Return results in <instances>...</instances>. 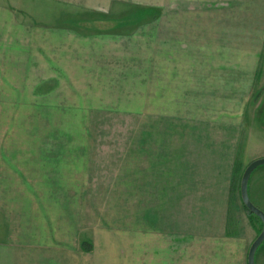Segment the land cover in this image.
I'll return each mask as SVG.
<instances>
[{
  "label": "rangeland",
  "instance_id": "obj_1",
  "mask_svg": "<svg viewBox=\"0 0 264 264\" xmlns=\"http://www.w3.org/2000/svg\"><path fill=\"white\" fill-rule=\"evenodd\" d=\"M134 2L96 16L101 38L54 69L46 40L27 41L25 52L8 40L0 177L16 182L0 189L21 191L23 210L49 206L55 237L94 239L116 255L132 241L135 264L224 254L236 242L248 249L262 225L238 188L247 164L264 157L263 1ZM255 187L264 198V165L246 188L264 213ZM255 254L264 256V241Z\"/></svg>",
  "mask_w": 264,
  "mask_h": 264
},
{
  "label": "crops",
  "instance_id": "obj_2",
  "mask_svg": "<svg viewBox=\"0 0 264 264\" xmlns=\"http://www.w3.org/2000/svg\"><path fill=\"white\" fill-rule=\"evenodd\" d=\"M262 1L264 6V0ZM136 3L134 0H0V63L3 64L7 61L6 52L9 41H13V46L9 47H15V52H25L27 51V41L31 42L32 40L38 43L45 40L48 42L49 67L54 66L51 63L53 61L60 65L63 62L73 63L71 60L80 61L78 56L86 54V49L91 47L90 40L101 38L99 24H102L103 21L96 16L104 13L111 15L112 12L116 14L119 7H132L138 5ZM244 3L248 5L246 1ZM255 8L259 9V7ZM37 14L46 16V19L39 20ZM49 15L52 16V21H49ZM87 17L88 19H85ZM192 20L193 16H190L191 31L194 27ZM194 23L197 24V22ZM10 25L11 29L7 30L6 28ZM180 28L182 27L180 26ZM259 48L252 53L257 59L259 56L261 58L263 54L261 47ZM226 50L224 48L220 54L225 55ZM226 52L228 54V51ZM0 66L2 67H0V80L4 81L7 77V68L3 65ZM259 72L258 68L254 70L256 79H259ZM3 177L5 176L0 177V184L1 182L5 184L16 182L15 178L5 180L6 176L2 180ZM254 189L253 199L259 204H264V198H261L263 194L258 188ZM21 195V191L10 192L5 188L0 189V198H2L0 201V222L3 221V226H5L0 229V264H135L132 241L126 245V254L116 255L102 253L101 247L95 244L94 239L75 238L70 240L69 238L55 237L54 214L49 206L41 202L36 206L29 204L30 206L23 210L20 201H18L20 198L15 199L16 196ZM67 207L62 203L57 208L58 213L60 211L64 213L65 210L66 226L70 224ZM3 215L5 218L2 217ZM63 218L58 220L62 221ZM2 235L4 237H1ZM229 246L228 249L223 246L220 250L226 252L224 254L190 256L189 258L163 255L158 256L152 263L247 264L246 242H236L232 247L230 244ZM255 259L259 264L264 262L263 254L257 256L255 254Z\"/></svg>",
  "mask_w": 264,
  "mask_h": 264
},
{
  "label": "water",
  "instance_id": "obj_3",
  "mask_svg": "<svg viewBox=\"0 0 264 264\" xmlns=\"http://www.w3.org/2000/svg\"><path fill=\"white\" fill-rule=\"evenodd\" d=\"M248 166L242 173L239 185V193H240V201L244 208L251 213L252 215L256 216L260 220V224L262 225L260 233L256 236V238L251 243L250 247L248 248L247 252V264H255V253L259 245L264 241V213L261 212L260 209L255 207L249 199L248 195V180L251 173L259 166L264 165V157L258 158L251 163L247 164Z\"/></svg>",
  "mask_w": 264,
  "mask_h": 264
},
{
  "label": "trees",
  "instance_id": "obj_4",
  "mask_svg": "<svg viewBox=\"0 0 264 264\" xmlns=\"http://www.w3.org/2000/svg\"><path fill=\"white\" fill-rule=\"evenodd\" d=\"M244 207V206H243ZM245 209V208H244ZM246 210V209H245ZM247 211V210H246ZM246 213H248V211L246 212ZM249 215H251V216H254V215H252L251 213H249ZM254 217H256V216H254ZM257 218V217H256Z\"/></svg>",
  "mask_w": 264,
  "mask_h": 264
}]
</instances>
